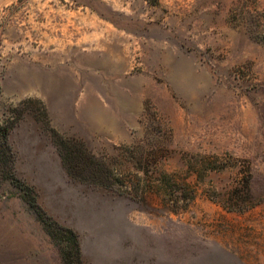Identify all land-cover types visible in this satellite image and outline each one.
<instances>
[{
    "label": "rangeland",
    "instance_id": "obj_1",
    "mask_svg": "<svg viewBox=\"0 0 264 264\" xmlns=\"http://www.w3.org/2000/svg\"><path fill=\"white\" fill-rule=\"evenodd\" d=\"M9 122L0 264H65L71 233L73 264H264V0H0ZM48 124L110 162L142 142L167 151L160 172L185 170L187 155L238 166L191 178L197 198L176 214L71 179ZM246 161L254 207L228 211Z\"/></svg>",
    "mask_w": 264,
    "mask_h": 264
},
{
    "label": "trees",
    "instance_id": "obj_2",
    "mask_svg": "<svg viewBox=\"0 0 264 264\" xmlns=\"http://www.w3.org/2000/svg\"><path fill=\"white\" fill-rule=\"evenodd\" d=\"M40 111L47 120L48 113L43 105ZM9 124L10 122L0 127V138L4 140L3 143L8 141L11 130ZM48 132L51 134L63 168L71 179L104 190L123 193L131 198H139L144 202H147L149 196L154 195L161 198L170 211L176 214L188 211L197 198L198 192L191 185V178L195 177L198 181H204L211 172L238 166V161L232 158L227 159L213 155H187L184 158L185 170L172 173L160 172L157 170V166L160 161L168 157L167 151L164 148L147 151L142 142L132 146L117 147L116 150L120 153L113 157L112 160L117 162L113 164V161L110 162L105 158L97 157L83 141L65 138L49 124ZM147 140L149 142L158 141L155 137L147 138ZM1 152L0 156H6L5 152L2 150ZM243 169L245 171L240 168L242 173L241 187L234 189L228 202L222 204L228 211L243 212L254 207V204L247 200V198L250 199L252 180L249 162H245ZM10 178L13 185L17 187L21 185L13 174ZM21 187L25 191L26 200L30 202L28 195L31 191L26 186ZM209 197L213 198L210 194ZM71 234L72 237L66 236V242L70 249L62 251L65 264H73L71 262L73 255L78 258L82 256L78 236L77 234L75 236L74 233ZM72 250L76 253L73 254Z\"/></svg>",
    "mask_w": 264,
    "mask_h": 264
},
{
    "label": "crops",
    "instance_id": "obj_3",
    "mask_svg": "<svg viewBox=\"0 0 264 264\" xmlns=\"http://www.w3.org/2000/svg\"><path fill=\"white\" fill-rule=\"evenodd\" d=\"M49 113H50L51 119L53 120V123H54L55 118H54L53 115L51 114V110H50V109H49ZM83 121H84V123H85L86 125H89V122H85V120H83ZM55 124H56V123H55ZM55 126H57V124H56Z\"/></svg>",
    "mask_w": 264,
    "mask_h": 264
}]
</instances>
